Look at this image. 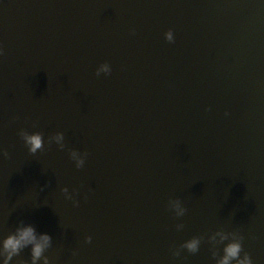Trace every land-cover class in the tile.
<instances>
[{"label":"water","instance_id":"1","mask_svg":"<svg viewBox=\"0 0 264 264\" xmlns=\"http://www.w3.org/2000/svg\"><path fill=\"white\" fill-rule=\"evenodd\" d=\"M0 42V240L24 221L53 264H217L226 232L264 264V0H0Z\"/></svg>","mask_w":264,"mask_h":264},{"label":"clouds","instance_id":"2","mask_svg":"<svg viewBox=\"0 0 264 264\" xmlns=\"http://www.w3.org/2000/svg\"><path fill=\"white\" fill-rule=\"evenodd\" d=\"M135 31V29H133ZM165 37L168 41L175 40V30L169 28L165 33ZM4 47L0 42V55L4 54ZM112 65L109 61L105 60L96 68V74L99 76L101 73L111 74ZM19 135L26 144L30 153L36 154L39 151L45 149L46 144L51 146L52 144L58 145L61 149L66 147L65 132L56 131L53 134L47 136L45 139V133L40 130L31 131L28 128H21ZM4 155H9L7 148L2 149ZM88 157L87 151L82 152L78 148H72L70 150V158L75 161L77 168H83L85 166ZM66 198L74 201L75 204H79L78 195H74L73 191L69 189L68 185H65L62 189ZM78 193V189L75 190ZM168 208L173 210L176 216H183L187 211L185 202L181 197H175L168 201ZM177 229H183L184 225L178 223ZM219 235L221 240H227L224 244L222 254L219 255L217 264H254V259L249 251L244 249V236L232 234V238L229 239V234L226 232H219L213 235L212 239H215ZM87 240L90 242L92 236L88 235ZM201 238L199 236H193L182 242L178 247L173 248V255L180 256L183 249H187L189 252L196 253L200 250ZM53 247V236L50 232L39 231L37 226L33 223H27L21 221L16 229L4 236L0 240V264H40L41 260L43 264H53V258L48 254L49 250ZM31 252V259L29 260H14L18 257L23 250L29 249ZM76 250H74L75 254ZM216 255V253H213Z\"/></svg>","mask_w":264,"mask_h":264}]
</instances>
